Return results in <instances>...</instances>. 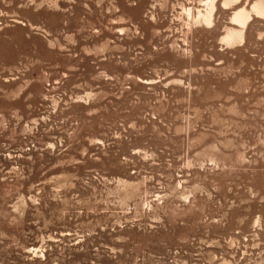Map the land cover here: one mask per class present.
Returning <instances> with one entry per match:
<instances>
[{
	"label": "rangeland",
	"instance_id": "374dc122",
	"mask_svg": "<svg viewBox=\"0 0 264 264\" xmlns=\"http://www.w3.org/2000/svg\"><path fill=\"white\" fill-rule=\"evenodd\" d=\"M213 1L0 0V264H264V14Z\"/></svg>",
	"mask_w": 264,
	"mask_h": 264
},
{
	"label": "bare ground",
	"instance_id": "6f19581e",
	"mask_svg": "<svg viewBox=\"0 0 264 264\" xmlns=\"http://www.w3.org/2000/svg\"><path fill=\"white\" fill-rule=\"evenodd\" d=\"M209 7H207V10L204 13H201V18L204 22L210 23L212 21L213 17V10L216 6L215 1H209L207 0ZM236 11L233 14V20L237 21L239 24H242L243 26H246L249 18L251 17V12L247 10V8H237ZM253 10L256 11L259 14H264V0H258L253 5ZM243 28V27H242ZM243 31L242 30H235L230 29L228 33V39L234 40L236 38H243Z\"/></svg>",
	"mask_w": 264,
	"mask_h": 264
}]
</instances>
